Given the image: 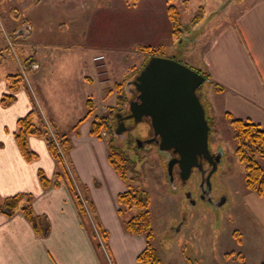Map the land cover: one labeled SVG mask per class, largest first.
I'll use <instances>...</instances> for the list:
<instances>
[{
  "label": "crops",
  "instance_id": "0c3cea01",
  "mask_svg": "<svg viewBox=\"0 0 264 264\" xmlns=\"http://www.w3.org/2000/svg\"><path fill=\"white\" fill-rule=\"evenodd\" d=\"M22 2L23 11H17L19 23L8 10ZM14 4L11 0L1 4L4 11L0 14L9 33L17 30L22 34L15 41L24 62H30L24 85L7 107L1 105V98L9 93L8 75L0 79V197L31 194L32 211L46 218L49 233L39 235L20 212L11 217L0 213V264H102L67 189L41 187L38 171L52 179L56 170L44 140L28 138L29 149L38 156L32 162H27L17 147V121L34 106L45 122L72 143L69 159L108 233L112 264H140L137 256L145 248V239L127 234L116 212L117 197L126 191V185L109 163L107 142L91 134L97 118L93 101L94 97L104 99L105 94L110 97L105 92L108 80L99 79V66L108 74L114 56L135 52L140 45L162 47L158 23L153 16L149 18L148 11L157 21L163 19L168 28L164 0H140L134 11H146L147 24L135 31L127 27V32L118 24L110 29L116 31L113 42L104 40L107 13L130 10L124 0H40L36 5L19 0ZM232 15L229 23L204 29L203 35L194 39L199 50L189 51L190 62L186 63L207 77L215 100V107H210L213 112L217 108L225 119L228 114L248 120L264 131V2ZM97 21L105 35L104 42L98 44L93 34ZM164 35L170 37L169 28ZM4 43L0 33L1 52ZM97 55L104 56L99 66L93 61ZM254 198L251 209L264 228V195Z\"/></svg>",
  "mask_w": 264,
  "mask_h": 264
},
{
  "label": "rangeland",
  "instance_id": "374dc122",
  "mask_svg": "<svg viewBox=\"0 0 264 264\" xmlns=\"http://www.w3.org/2000/svg\"><path fill=\"white\" fill-rule=\"evenodd\" d=\"M18 1L19 0H11V3L14 4ZM127 1L129 2L128 6H131L129 7L130 10L113 11L111 12L112 14L107 13V29H105L107 38L104 39L106 42L108 39H114L112 36L116 31L113 32L110 29L120 23L124 26L125 29H123V31L125 32H127V27H129V30L133 27V31H135L137 26L140 27L143 24H147V18L145 17L147 14L146 11L145 13L144 11H134V8L138 6L140 0L136 2L133 0ZM173 1V4L178 9L183 25L181 39L175 40L171 34L170 24L167 19L169 0H164V12L170 37L167 36L169 38H165L164 34L168 28L165 26L164 20L160 18V20L157 21L155 15L148 11L149 18L152 19L153 16L156 23H158L160 30L159 38L162 47L159 48L150 45H140V47L159 48L163 57L179 61L187 67H189V65L186 62H190L189 51L197 52L199 50L198 45L200 44H197L194 39H198L200 34L203 35L205 30H208L212 26L229 23L233 17V11H244L255 2H264V0H243V2L239 4V0ZM8 2L9 0H0V6L1 4L2 6L6 3L8 4ZM23 4V2L18 4V6L14 4L12 7L18 8V11H23L20 9L23 7ZM1 7L0 13L4 11V8L2 9ZM199 7H202L204 10V21L202 19L204 28L202 25H199L202 21L197 25H193L192 23V19L197 14ZM114 14L118 16L120 21H117ZM3 19L4 17L0 14V24L3 30H5V32L1 31L0 27L1 37H3L5 42L2 48L3 56L0 59V79L5 78L7 75H23L25 68L29 67L28 62H30V59H28L26 67L20 53L21 51L19 50L21 49L19 43L15 41L16 37L12 36V34H17V30L9 33ZM19 21L20 20L17 19V22ZM93 34L97 44L104 42L103 38L105 35L98 21L96 22ZM134 34L137 35L136 32H134ZM171 40L173 43L169 46ZM8 41L13 45L12 47L9 46ZM164 44L167 46L165 47ZM98 56L102 55H97L95 57ZM117 56L118 57H113V64L110 70H108V74L104 67L99 66L101 61L96 62L97 66H99L97 69L99 79L101 81L108 80V86L105 92L108 91L110 97H105L106 94L104 99L94 97L93 102L97 103V111L95 112L97 118H95L96 120L94 122L99 121L100 117L108 118L110 121L113 120V116H111L112 112L120 109L119 93L121 92L122 96L129 92L127 88L133 89L131 84L129 86L126 84L134 81V78L143 69L150 57L148 53L141 52L139 47L135 49V52L125 55L118 54ZM122 57H124V61L121 60ZM135 95L136 92L133 89L132 94H128L129 100H132ZM197 95L201 96L200 100L206 111V119L208 120L209 126L212 128L211 132L212 135H214L212 140H218L222 154V159L217 169L209 177L210 200H202L200 198V178L196 171L191 174L185 185L173 187L179 182L177 181V183H175L177 180V172H172L173 180L170 182L166 164L168 157H165V154L162 155V152H159L156 146L148 145L144 142L145 139H148L146 135L149 129L144 123H134L132 132L125 139V141L127 140L126 143L123 142V139V141L119 139L121 137H115L112 134V136L109 135L105 128H102L96 137L107 142L108 146L109 141H114L116 139L114 145H121L122 150L127 153L126 157L130 159V162H128V164L126 163L128 169L127 179L131 180L128 181V185L131 188L146 192L149 197L150 204L148 212L152 220L154 235L153 245L162 264H264V228L255 220L251 209L253 199L255 200L256 198L254 197L258 195L248 191L245 187L243 166L235 156L236 145L228 120L225 119L217 108L214 109V112L211 110L212 108H210L214 106L215 100H212L208 80L197 90ZM32 97L35 101V96L32 95ZM49 131L51 130L49 129ZM51 133L53 132L51 131ZM52 137L54 142L59 145V140L57 138L55 139L54 135ZM136 141L141 143L140 148L137 147ZM69 154L68 157L63 160L67 161H64L67 170L72 179H75L72 173L74 168L71 165ZM256 161L264 172V158L256 156ZM75 175L78 181L84 185L76 173ZM188 194L190 199L186 197ZM221 201H223V203L217 205ZM118 210L119 207L116 210L117 214ZM135 213H137V211L134 210L132 213L128 212L125 218H120L118 214L122 226L123 221L130 218ZM184 220L185 224L182 226L181 230L173 235V231H169L170 228H177L178 224ZM102 229L105 230L103 227ZM235 233L240 234L241 244L237 243V239L234 237ZM102 241V238L98 239L96 237L95 242L100 243L101 248L104 245V242L102 245ZM101 251L103 252L104 249H101ZM231 252L242 255L244 258L243 263H241L237 256H233V254L229 255ZM104 260L105 263L108 264L106 262V257Z\"/></svg>",
  "mask_w": 264,
  "mask_h": 264
},
{
  "label": "trees",
  "instance_id": "16d2710c",
  "mask_svg": "<svg viewBox=\"0 0 264 264\" xmlns=\"http://www.w3.org/2000/svg\"><path fill=\"white\" fill-rule=\"evenodd\" d=\"M31 1L33 5L40 2V0ZM124 1L129 4L127 0ZM133 1L136 2L137 0ZM173 3V0H169L167 19L170 24L173 38H175V40H180L183 34V25L181 23L178 9ZM198 9L197 14L192 19L193 25L199 24L204 16L203 8L199 7ZM9 11L13 19H18V8L11 7L9 8ZM12 36H15V40H17V38H21L22 34H12ZM139 50L148 53L150 57L162 56L159 48L139 47ZM1 58L2 52L0 51V59ZM25 65L27 66L26 63ZM205 78L208 80L206 76ZM6 80L9 87V93L3 95L1 98V105L3 107H7L13 103L15 100V94L19 88L24 85L23 75H8ZM121 94L122 93L120 92L119 96ZM90 112L89 109L88 114ZM225 116L231 127L233 140L236 145L235 156L243 166L245 187L248 191L257 194L258 196H262L264 195V172L256 161V156L264 158V131L258 125L248 120L233 118L228 114ZM109 121L110 119L108 118L100 117L99 121L93 122L91 125V134L95 136L98 135L102 128H105L108 134H111V127L109 126L111 121ZM49 129L53 133H51ZM53 135L55 139L57 138L59 140V145L54 142ZM14 137L22 157L27 162L35 161L38 157L36 153L29 149L27 143L28 138L36 137L45 140L48 151L51 157L55 160L56 170L51 180L45 177L41 170L38 171V178L41 187L44 190L58 188L60 186H64L67 189L77 209L81 225L85 228L99 261L102 264L105 263L104 255L101 251V245L100 243L95 242L96 235L91 223L96 228L97 232H99V236L101 235L100 238L103 239L102 242H104V246L109 253L107 232L102 229L99 223L88 188L78 181L74 171H72V173L75 179H72L67 170L66 164L64 163L65 160H63L68 157L72 147L69 138L66 135H60L52 124L45 122L37 108L32 109L24 117L18 119ZM108 149L109 163L126 185V191L119 194L117 197L119 205L118 214L120 218H125L126 213H132L133 210L137 211V213L123 221L124 231L130 235L143 236L145 239V248L137 256V262L141 264H162L153 245L154 235L152 230V220L148 212L150 204L149 197L146 192L131 188L128 185V181L131 180L127 179L128 169L126 163L128 164L130 159L126 157L127 155L124 151L115 146L112 143V140L109 141ZM33 199L34 198L31 194L26 193L15 194L4 199L0 198V213L7 215L8 217H11L17 212L22 213L25 219L32 225L35 232L46 237L49 233V225L45 217L34 215L31 207ZM239 235V233H235L234 237L237 239V243L241 244V237ZM230 254L237 256L241 263H243L244 258L242 255L234 254L233 252L229 253V255Z\"/></svg>",
  "mask_w": 264,
  "mask_h": 264
},
{
  "label": "water",
  "instance_id": "95a60500",
  "mask_svg": "<svg viewBox=\"0 0 264 264\" xmlns=\"http://www.w3.org/2000/svg\"><path fill=\"white\" fill-rule=\"evenodd\" d=\"M205 81L203 75L174 59L153 56L134 81L126 84H131L138 93L136 101L130 103V115L126 119L133 118L138 123L142 117H148L153 139L147 144L155 142L159 152H171L176 156L167 166L170 182L174 166L185 183L192 168H199L198 157L209 162L208 137L212 128L206 119L201 96L197 95ZM122 130L118 127L115 133ZM215 169L213 164L211 173ZM184 224L185 220L169 231L177 234Z\"/></svg>",
  "mask_w": 264,
  "mask_h": 264
},
{
  "label": "flooded vegetation",
  "instance_id": "af4514ba",
  "mask_svg": "<svg viewBox=\"0 0 264 264\" xmlns=\"http://www.w3.org/2000/svg\"><path fill=\"white\" fill-rule=\"evenodd\" d=\"M134 91H135V88L133 87ZM133 89L131 88H127V90H129V92L125 95H120L119 98H120V101H119V104H120V109H118V111H113L112 112V119L111 120V123H110V129H111V134L115 137H121L119 139H123L122 141L126 143L125 139L127 138V136L132 132L133 130V125H134V119L131 118V119H126V117H128L130 115V103L131 102H134L136 101V97L138 95V93L136 92V95L135 97H133V99L129 100V96L128 94H132L133 92ZM206 112V111H205ZM206 114V113H205ZM138 123H144V125L146 127H148V133L146 136H148V139H145V143L147 144V141L148 140H151L153 139V133H152V129L150 127V124H151V121L148 117H142V119L138 122ZM120 127L121 129H123L122 131H120L119 133H115L116 129ZM109 134V135H111ZM111 135V136H112ZM213 136L212 135V132L209 134V137H208V148H209V152H210V159H209V162L208 160H206L204 157H198L197 159V164L199 165V168L198 167H193L192 170H191V173H190V176L191 174L196 171V173L199 175V178H200V182H199V186H200V198L202 200H210L209 199V192H210V184L207 185L208 183V175H212L213 173H211L212 169H213V164L216 165V169L222 159V154H221V149L219 147V142L218 140L216 141H213ZM124 137V138H123ZM116 142V139L114 140ZM114 141L113 144H114ZM136 145L137 147H141V143L140 142H137L136 141ZM148 145H154L156 146V148H158V146L155 144V142H152V143H148ZM117 147L119 145H116ZM214 147V148H213ZM120 149H122V146L120 145L119 146ZM125 154H127L126 152H124ZM162 155H164L165 157H168V160H167V166L168 164L170 163V161L175 158L176 156L173 155L171 152H162L161 153ZM210 163V164H209ZM176 168V170H175ZM215 169V170H216ZM177 172L176 174V178L177 180L175 181V183L178 182V184H176L175 186H173L174 188L177 186V185H185V183H183L179 177V170L177 168V166H174L173 167V172ZM210 175V176H211ZM172 180H173V177H172ZM189 195V194H188ZM190 199V196L189 198ZM223 203V201L219 202L217 205H221ZM177 225V224H176Z\"/></svg>",
  "mask_w": 264,
  "mask_h": 264
},
{
  "label": "built area",
  "instance_id": "2783aa9c",
  "mask_svg": "<svg viewBox=\"0 0 264 264\" xmlns=\"http://www.w3.org/2000/svg\"><path fill=\"white\" fill-rule=\"evenodd\" d=\"M8 44L11 45V43L9 41H8ZM102 60H103V56H98V57H94L93 58L94 62H99V61H102ZM94 230H95V234H96L97 238L99 239V234H98L97 230L96 229H94Z\"/></svg>",
  "mask_w": 264,
  "mask_h": 264
}]
</instances>
